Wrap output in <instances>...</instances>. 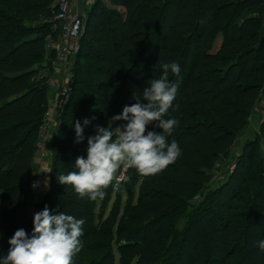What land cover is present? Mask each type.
Here are the masks:
<instances>
[{"label": "rangeland", "instance_id": "obj_1", "mask_svg": "<svg viewBox=\"0 0 264 264\" xmlns=\"http://www.w3.org/2000/svg\"><path fill=\"white\" fill-rule=\"evenodd\" d=\"M224 1L226 0H213V8L215 7V9L212 10L213 15L210 19H213L210 21L211 26L208 28V32L210 35L211 33H217V38L212 39L213 37L210 36V39L206 40L204 44L205 52L218 53L224 36L228 37L231 33L237 35L235 24L242 17L252 15L251 24L246 31L248 39H245L241 46L236 45L235 42L233 45L234 55L231 57L226 56V49L220 52L218 64H209L214 72H205L200 79L203 90L194 91L191 98L205 103L213 102L224 113H230L231 99H227L218 93L222 87L227 86V83L213 85L214 79L228 69L227 73L232 75L234 84L251 87L253 103L249 112L245 116L236 117L237 124L234 128L224 129V126L216 123V118L213 121H202V119L200 122L183 121V124H180V126L178 124L173 134L167 137L168 142L175 138H183L191 146L197 148V145L189 139L188 133H204L215 136L227 134L228 132L227 135L230 136L232 142L228 147L213 155L209 168L198 171L201 179L200 183L190 184L184 180H173L161 173L154 176H141L134 169H130L125 173L128 179L123 181L119 187L109 186L105 189L106 195L104 198H98L93 205L92 221L97 230L92 232L88 230L85 223L82 225L83 235L80 240L86 246L83 264H110L112 262L114 264H137L139 261L140 264H245L242 257L243 248L247 246L256 247L258 239L264 241V130L261 129V124L264 121V67L260 64L262 60L264 61V19L262 18V14L264 15V0H243L242 2L237 0L233 6L225 7L223 5L224 7H221L223 11L219 12L216 6L221 5ZM155 3L161 12L159 31L162 34L177 35L180 30L178 23L175 22L178 9L176 1L156 0ZM79 10L84 13L85 20L83 32L77 41L78 50L81 45V51L87 54L94 53L95 47L91 39L85 36V30L88 25L96 24L98 21L99 15L92 16L95 15L97 10L105 13L108 20H121L126 17V9L121 4V0H79ZM230 14L235 16L228 28L225 20ZM149 18V25L153 27L154 16ZM35 24V19L26 21L30 31L34 30L32 27ZM220 26L223 27H221L222 30L219 29ZM47 36L45 37V45ZM28 37H25V39H28ZM260 37L261 39H259ZM130 42H132V39L124 47L130 51L120 58L122 64L125 62V65H119V71H124L128 63L132 61L133 51L131 49L133 47ZM37 45L39 47L40 45L43 46L42 41L38 42ZM84 45L88 47H84ZM251 46L255 49H261L257 55V60L255 59L256 55L252 56L250 53L237 58L238 54L240 55L244 51H252V49H248ZM177 48V42L168 48L153 45L159 61L158 65L153 68L151 79L159 78L162 74V69L159 67L160 63L179 62ZM78 50L72 56V61L69 64H59L54 55L50 56L51 61L45 58V54L39 57L38 60L44 62L45 65L41 66L37 62L35 66L37 72L34 76L44 77L43 79H45L48 87L46 95L50 100L48 104L53 103L51 101L52 89L47 85L49 77L55 76L62 81H67L69 90L71 89L76 67L79 68L82 62L80 58L76 62ZM244 60L248 62L251 68H254V75L250 78L239 79L237 78L238 70ZM232 62H236V65H231ZM78 76L82 79L84 72H80ZM176 81L177 77L169 71V82ZM111 86L106 94L108 108L106 111H101L104 117L103 123L99 126L106 127L109 118L113 116L110 110L114 102L113 95L116 93V87L115 85ZM126 88L129 92L135 91V87L129 79L126 80ZM43 90L45 91V88ZM41 92L43 91L37 93ZM34 94L23 98L24 104H31ZM118 98H120V95ZM15 106L12 105L9 108H15ZM129 106H131V103ZM64 107L62 110H64ZM62 110L55 119V126L51 130L49 143L44 147L43 152L38 151L36 146L39 129L34 131L27 144L22 147L26 168L20 172L27 171L25 178H27L28 184L27 187L19 191L18 196L24 201L25 207L22 211L8 218V224L11 228L3 239L0 237V256L6 255L9 248L8 240L17 229L23 228L31 235L35 213L42 211L47 206L51 214H58L55 209L50 207L49 202L51 197L60 199V195L67 188L61 186L57 176L60 174L66 175L71 171H78L74 166L76 158L78 156L86 158L87 156L86 145L81 146L86 149V153L83 151L76 152L65 148L68 141L60 139L61 135H75L74 124H62ZM174 114L175 111L169 109L165 118H172ZM81 120L83 121V119ZM126 123V121H117L113 124V127ZM91 124L94 127L98 125L93 120ZM93 130L89 131V137L96 134V128ZM85 131H87V126ZM68 164L73 167L71 169L67 168ZM8 166L10 165L8 164ZM168 167L177 171L186 170L193 174L198 173L182 160H176ZM152 178L178 187L173 193L174 201L172 205L161 214L142 217L137 220L136 225H127L125 220L122 219L121 221V216L128 214L130 206L136 202L139 196L164 197L169 196L167 192H173L172 190H160L152 181ZM46 181L47 188L45 187ZM33 182L39 184L40 187V200L37 203L32 199L34 193L38 191V186L34 188ZM106 219L113 221V230L117 226L122 227L124 231L122 243L126 244L121 245L116 240L114 231L111 240L100 238L97 232L101 229V232H104L107 226ZM193 232L199 233L198 236L196 235L197 239L192 238ZM201 235L205 236L208 244L203 241ZM103 240L105 243H109L112 248L113 255L111 258L107 255L108 248L107 245H104ZM121 247L124 254L130 256L131 261L129 263L122 262L119 251ZM135 252H141L154 259L152 261L146 258L139 259ZM78 258L79 253L73 258V264H79Z\"/></svg>", "mask_w": 264, "mask_h": 264}, {"label": "trees", "instance_id": "obj_2", "mask_svg": "<svg viewBox=\"0 0 264 264\" xmlns=\"http://www.w3.org/2000/svg\"><path fill=\"white\" fill-rule=\"evenodd\" d=\"M155 1L121 0V4L126 9V17L121 20L109 19V21L105 13L98 10L95 15H92L95 17L99 15L98 21L96 24L87 26L85 36L91 39L95 51L92 54L83 53L80 45L76 62L79 58L82 59V62L79 68L76 67L68 100L61 112L63 125L75 124L76 121H80L82 124L81 119L84 120L85 118L101 125L104 117L101 111H106L108 108L106 94L112 87L111 85L116 87V93L113 95L114 102L110 110L111 114H121L124 106L136 103L133 95L141 96L143 89L150 86L148 83L151 80L153 68L158 65L159 60L154 52L153 45L168 48L176 42L182 80L179 81L180 86L177 96L170 110L175 111L173 117L179 121V126L183 124V121L200 122L201 119L202 121H213L216 118L218 125L224 126V129H230L236 126V117L245 116L249 112L253 103L251 87L234 84L232 75L227 73L228 69L214 79L213 85L227 83V86L222 87L218 93L227 99H231L230 113H224L213 102L205 103L194 100L191 95L194 91L203 90L200 79L205 72H214L209 64H218L220 61L218 56L222 50L226 49V56L231 57L234 55L233 45L235 42L236 45L241 46L243 41L248 39L246 31L253 16L242 17L235 24L237 35L231 33L228 37L224 36L218 53L210 54L205 52L204 44L207 39H210V36L213 37L212 39L217 38V33H211L210 35L208 32V28L211 26L210 21L213 19H210L213 15L212 10L215 9V7L213 8V0H175L178 8L175 22L178 23L180 30L177 35L162 34L159 31L161 12ZM235 1L237 0H226L221 5L215 6L219 9V12H222L223 8L221 7H224L223 5L225 7L233 6ZM238 1L242 2L243 0ZM54 3L55 0H0V237L2 239L11 228L8 224V218L22 211L25 207L24 201L18 196L19 191L27 187L28 184V180L25 178L27 171L20 172L26 168L22 147L27 144L34 131L39 129L44 111L48 105L46 95L48 87L45 79H43V76L35 77L34 75L37 72L35 70L36 63L39 62L41 66L44 63L38 60L39 57L45 54V58L51 61L50 56L54 55L53 52L47 53L45 45L46 35L54 34L51 28ZM150 16H154L153 27L149 25ZM234 16L230 14L226 18L225 22L228 28ZM262 18L264 19L263 14ZM32 19L36 20V24L32 27L34 30L30 31L26 21ZM222 26L219 29L222 30ZM27 36H29L28 39H25ZM131 39L132 42L130 43L133 47L131 49L133 51L132 61L128 63L124 71H119V65L125 63L122 64L120 58L130 51L124 47ZM40 41H42L43 46L40 45L39 47L37 43ZM248 49H252V51H244L236 57L239 58L243 54L250 53L252 56L256 55L255 59L257 60V55L261 49H255L253 46ZM234 64L236 65V62H232L231 65ZM260 64L264 67L263 60ZM80 72H84L82 79L78 76ZM253 75L254 68H251L248 62L244 60L238 70L237 78H250ZM127 79L135 87L134 92L127 90ZM39 91L43 92L37 93ZM32 94H34V99L31 100V104H24L23 98ZM119 95L120 98H118ZM12 105H16L15 108H9ZM94 128L96 127L90 123L87 126V131L84 129L85 139L81 143H75V135H61L60 139L68 141L65 148L86 153V149L81 146H87L88 133ZM261 129L264 130V121L261 124ZM148 131L159 132L160 129L155 127L154 122L148 126ZM227 134L209 136L204 133H188L189 139L197 145V148L191 146L183 138L172 139L178 142L181 149V155L177 160H182L197 172L200 169L209 168L213 155L228 147L232 142ZM72 167L69 164L67 166L70 169ZM161 174L173 180L187 181L190 184H198L201 181L199 172L193 174L186 170L177 171L171 167H167ZM152 181L160 190H172L173 192H167L169 196L164 197L139 196L136 202L130 206L128 214L121 216V221L122 219L125 220L129 226L136 225L135 223L139 218L161 214L172 205L174 201L173 193L178 187L161 182L156 178H152ZM61 186L67 189L60 195V199L51 197L50 207L57 212L63 211L77 219H83L89 231H96V225L92 221L94 201L89 200L87 197L80 198L71 185L61 184ZM105 223L107 226L104 232H101L102 229L97 232L100 238L111 240L114 231L116 240L121 245L126 244L122 243L124 238L122 227L117 226L113 230V221L110 219H106ZM198 234L193 232L192 238L197 239L196 235L198 236ZM200 237L206 242L205 236L201 235ZM259 241L261 240L256 241V247L247 246L243 248L242 257L245 264H264V250L258 247ZM103 243L107 245V255L111 258L113 255L112 248L109 243H105V241ZM206 243L208 244V242ZM81 244L79 264H83L85 261L84 250L86 246L84 242H81ZM119 251L122 262L129 263L131 261L130 256L124 254L122 247L119 248ZM135 253L139 256V259L146 258L150 261L154 259L141 252ZM110 264H114V262ZM137 264H140V261Z\"/></svg>", "mask_w": 264, "mask_h": 264}, {"label": "clouds", "instance_id": "obj_3", "mask_svg": "<svg viewBox=\"0 0 264 264\" xmlns=\"http://www.w3.org/2000/svg\"><path fill=\"white\" fill-rule=\"evenodd\" d=\"M159 67L160 77L151 79L141 96L133 95L136 103L110 117L106 127L96 126V134L87 138L86 158L78 156L75 160L78 171L57 176L60 184L71 185L80 198L96 201L104 198L109 186L119 187L126 181L129 169L141 176H154L176 162L181 149L177 141L169 143L167 137L179 121L165 117L176 99L181 69L177 62L160 63ZM169 71L179 78L176 82H169ZM117 121L127 123L113 127ZM154 122L161 131H148ZM90 123L88 118L82 124L75 122V143L84 141V129ZM84 223L63 211L51 214L45 206L34 214L31 235L23 228L14 232L6 255L0 256V264H73L81 251ZM258 247L264 250V241H259Z\"/></svg>", "mask_w": 264, "mask_h": 264}, {"label": "built area", "instance_id": "obj_4", "mask_svg": "<svg viewBox=\"0 0 264 264\" xmlns=\"http://www.w3.org/2000/svg\"><path fill=\"white\" fill-rule=\"evenodd\" d=\"M84 20V13L79 10V0H55L54 15L51 22L54 34H48L46 49L47 53L53 52L59 64H69L72 61V56L78 50L77 41L83 32ZM47 85L52 89L51 101L53 103L47 105L39 125L36 146L40 152H43L44 147L49 143L51 130L55 126V119L65 106L70 91L67 81H62L55 76L49 77ZM48 101L50 100L48 99ZM34 183L36 184V182ZM36 187L38 191L32 196L35 203L40 200L39 184H36Z\"/></svg>", "mask_w": 264, "mask_h": 264}, {"label": "water", "instance_id": "obj_5", "mask_svg": "<svg viewBox=\"0 0 264 264\" xmlns=\"http://www.w3.org/2000/svg\"><path fill=\"white\" fill-rule=\"evenodd\" d=\"M45 65V63H42V66Z\"/></svg>", "mask_w": 264, "mask_h": 264}]
</instances>
